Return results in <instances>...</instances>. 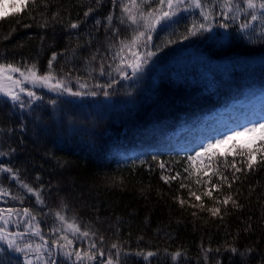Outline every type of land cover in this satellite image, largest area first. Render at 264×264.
Masks as SVG:
<instances>
[{
	"label": "trees",
	"instance_id": "1",
	"mask_svg": "<svg viewBox=\"0 0 264 264\" xmlns=\"http://www.w3.org/2000/svg\"><path fill=\"white\" fill-rule=\"evenodd\" d=\"M124 2L137 15L140 10L158 13V3ZM205 3L206 11L212 13L211 30L191 35L193 22L197 27L203 22L200 9L181 11L156 26L146 47L141 38L138 46L125 48L115 60L121 40H130L137 30L145 31L142 24H131L127 14L125 22H120L119 0L115 6L112 0L99 4L96 0H36L34 5L0 16V65L21 70L34 65L33 70L43 75L55 53L52 68L58 77L70 73L67 82L74 84L79 78L87 86L85 91L98 93L70 96L34 87L42 99L23 109L0 96V153H6L0 155V163L39 190L43 200L38 203L12 173L0 172L4 190L0 210L10 232L23 230L22 224L29 223L50 242L60 235L51 232L61 226L55 212L66 205L62 214L77 217L82 227L104 237L105 259L109 250L116 251L112 243L120 245L119 264H264V154L258 152L249 169L247 156L238 154L240 145L201 152V148L180 145L192 139L191 134H177L183 124L191 125L194 134L205 116L264 90V59L260 58L264 36L249 35L255 21L246 12L235 13L234 20L221 15L222 0L215 7L213 0ZM88 8L94 11L85 17ZM164 10H168L166 4ZM110 13L113 20L108 25ZM73 22L79 27L71 28ZM245 22H250L249 27L241 29ZM222 23L228 27H221ZM112 29H119V35ZM216 37L220 38L216 41ZM185 44L194 57L175 66L173 57ZM133 52L139 54L141 70L133 76L129 67L130 79H122L115 69L121 58L134 62ZM149 52L154 55L145 59ZM199 61L209 74L205 83L186 79ZM113 79L117 83L106 87ZM22 98L28 100L26 95ZM258 146L259 141L251 145ZM237 168L241 171L236 172ZM222 176L228 177L231 188L221 183ZM213 185H219V191ZM209 190L212 198L205 195ZM228 195L241 207L216 203ZM214 207L220 208V215H211L209 209ZM23 238V244L18 242L21 247L42 243L32 236ZM87 246V241L80 240L73 245ZM58 251L56 264H73L74 257L70 260ZM149 252L155 254L145 259ZM177 252L181 255L174 260ZM0 264H26L25 253L0 242Z\"/></svg>",
	"mask_w": 264,
	"mask_h": 264
},
{
	"label": "snow or ice",
	"instance_id": "2",
	"mask_svg": "<svg viewBox=\"0 0 264 264\" xmlns=\"http://www.w3.org/2000/svg\"><path fill=\"white\" fill-rule=\"evenodd\" d=\"M100 2L101 0H96L97 4H99ZM112 2L115 6L118 0H112ZM130 2L133 6H137V0H130ZM217 2H219V0H213L212 7H215ZM29 3L34 5L36 3V0H21L20 8H17V11H20L21 8H26ZM119 3L123 9L120 22H125L123 19V15L127 14V18L131 22V24L137 25L138 27L142 24L145 31L137 30V32L131 37L130 40H127V38L125 40H121L119 51L115 56H113V60H115L120 55V52L124 51L125 48L131 50L132 47L138 46L140 44L141 38H144L143 43L146 47L147 42L152 38L151 33L155 30L156 26L162 21L170 20L181 11L187 12L191 8L200 9V16L202 17L203 22L199 23L198 27L197 24L193 22L192 28L195 29V31L190 30L191 35H196L200 31H208L212 28V20L210 19L212 13L210 10L206 11L207 5L205 3V0H141V3L149 4V6L151 3H158L159 9L158 13L156 11H149L147 14H145L143 10H140L138 15L133 13V10L125 4L124 0H119ZM165 4L167 5V11L164 10ZM13 7H16V5H13ZM220 7L222 9L221 15L225 16L228 19H236L235 13L237 12H246L251 17V21H256L258 18L264 19V0H222V3H220ZM93 11L94 9L88 8V10L84 12V16L88 17ZM257 12L260 13L259 17L257 15ZM106 20L108 22V25L112 24L113 16L111 13L106 17ZM96 23L100 24V21L97 20ZM249 25L250 22H245L241 24L240 27L241 29H247ZM220 26L224 28L228 27L227 24L223 23ZM70 27L73 29L78 28L79 23L73 22L70 24ZM112 31L115 35H119V29H112ZM152 55H154V53H147L145 59ZM132 57L134 59V62L132 63H128L125 59L121 58L120 64H118L115 69L120 74L122 79H130L126 71V69L129 67L132 69L133 76H135L141 70L142 61L139 58V54L133 52ZM55 59L56 54L54 53L52 60ZM92 59H96L95 54H93ZM52 60H49L48 62L49 70L43 75H38L37 71L33 70L35 68L34 65L33 69L28 70L29 75H25V72L21 71L20 68L13 67V65L11 64L0 65V93H2L5 97H8L14 104L18 103L21 109L31 105L34 100L42 99V97L37 96L36 92L21 86L25 81L33 85L47 87L50 91L62 92L70 96H95L98 94L96 91H83V89L87 87L83 84L80 85V89L73 91L72 87L69 86V82H67V77L71 74L68 73L65 77H58L55 74V70L52 68ZM121 65H123V67H121ZM99 70L103 75L105 71L103 64L100 65ZM11 72H19L20 76L23 77V80L13 79L11 75H5V73ZM4 80L8 81L7 85L4 84ZM76 80L79 84V78H76ZM53 81L55 82L53 83ZM115 83H117V81L113 79L112 82L106 87L111 88ZM97 87L102 86L97 85ZM21 93H26V96L28 97L27 101L22 98ZM103 94L105 96L109 95L107 91H104ZM52 103L54 104L55 101H52ZM244 132L253 134V137L248 145L239 146L240 151L238 154L247 156V166L249 169H251L253 167L254 161L256 160V154L258 152L264 154V121L253 122L251 125L244 128ZM257 133H259L258 137L256 136ZM234 135H241V133L235 132L232 135H226L224 136L223 140L218 139L215 143L216 145H220L225 141H230L233 139ZM257 139L259 140V146L256 148H252L251 145L256 144ZM214 147L215 145L212 144H209L207 148L201 146V152L212 151ZM233 147L235 148L236 146L234 145ZM201 152H197L196 157H199L201 155ZM0 155H6V153H0ZM188 159L191 160L193 159V157L190 156L188 157ZM163 167L164 165L161 164V168ZM233 167L235 166L233 165ZM235 171L240 172L241 169L237 168L235 169ZM0 172L12 173V178L16 179L21 184L22 188L26 189L28 193L34 194L38 203H43L39 190L33 189L31 186L21 181L18 175L14 173L11 168H7L2 163H0ZM221 183H227L228 188L232 187L231 182H228L227 176L221 177ZM181 187H184V185L182 184ZM213 188L219 191V185H213ZM3 191L4 190L0 188V192ZM191 195L195 196V193H192ZM205 195L209 198H212V190L207 191ZM13 198L16 199V197ZM195 199L197 201H200L201 197L195 196ZM229 202H231L235 207H241L237 205L236 200H234L231 195L225 196L222 201H216L217 204L222 203L225 206H227ZM180 203L181 205H183L184 201L181 200ZM64 207H66V205L62 206V209L60 211L55 212V216L60 221L61 226L59 228L53 227L51 229V232L53 234L60 233V235L57 238L52 239L50 242L44 240V236L41 234L38 228L34 229L32 234L39 236L40 240L43 241V243L37 244L35 247H33L31 242L25 243L23 247L19 245V243L17 242V237L23 238L25 236V233H6L3 229H0V242H3V244H6L9 249H13L15 252L25 253L26 264H41V262L42 264H56V260L54 258H51L53 255V248L61 250L64 256L70 260L74 257L75 259L73 260V264H84L85 261L93 262L97 260L100 261V264H119L120 245L118 243H112L110 247L111 249H116V251L115 253H112L111 250H109L107 258L105 259V250L103 248L104 237H97V233L91 231V229H89L87 226L82 227L77 217L73 216L71 218H68L66 215L62 214V210ZM209 211L213 216L220 215L219 207L211 208L209 209ZM24 214L28 215L29 210L24 209ZM5 223H7V221H5ZM69 235H71V239L69 238ZM77 240L87 241V248L81 249L73 247ZM230 250L233 253L237 252V249L234 247H232ZM29 253H35V255L31 256L29 255ZM137 254L143 255V253ZM154 254L155 253L152 252L147 253L145 259ZM180 255L181 253L179 252L173 254V259H177Z\"/></svg>",
	"mask_w": 264,
	"mask_h": 264
},
{
	"label": "rangeland",
	"instance_id": "3",
	"mask_svg": "<svg viewBox=\"0 0 264 264\" xmlns=\"http://www.w3.org/2000/svg\"><path fill=\"white\" fill-rule=\"evenodd\" d=\"M13 5H16V7H13ZM20 5L21 0H0V16L17 10V8H20ZM253 26L255 30H252L249 35L257 36V34H259V37H261L263 32L264 36V28L262 29V31L258 30L260 27L264 26V19L258 18L253 24ZM219 38L220 37H216V41ZM186 47L187 44L178 49V51H180V54L173 57L172 63L175 64V66H177V64H185L189 62L188 60L194 57V53H187ZM260 58L264 59V56ZM198 65L199 66H197L192 71V73L189 72V74H186V79L192 81L193 83H205L209 79V74L204 70V62L199 61ZM21 71L25 72V75H29L28 70ZM5 75H11L13 79L23 80V77L20 76L19 72L5 73ZM3 82L5 85L8 84L7 80H4ZM54 82L55 81H53V83ZM71 85H75L76 88L80 89L81 83L78 84L77 82H74V84H72V82H69V86ZM21 86L31 89L32 91L34 90V87L40 88L38 90L44 88L40 85H33L31 83H28L27 81H25ZM83 90H87V87ZM23 95H26V93H21L22 97ZM0 96L2 98L9 99L8 97H5L2 93H0ZM258 121H264V91L256 92L242 99L232 101L229 105L222 107L220 110L216 111L212 115L205 116L201 120V122L197 124V129L195 130L194 134H192L190 128L191 125L189 124H183L177 130V134L182 135L188 133L191 134L190 136H192V139L190 140L180 141V145L182 146V148L198 149L201 148V146L212 144L215 145V147L218 148L220 151H227L231 147H233V145H248L253 137V134L245 133L244 128L251 125L253 122ZM235 132H239L241 133V135H234L232 140L225 141L220 145H216V140H223L224 136L232 135ZM258 135L259 133L256 134L257 137ZM257 141L259 140L257 139ZM1 195H3V192H0V201L2 200ZM4 215L5 214L0 217V228L5 231H9V226L5 223V218H3ZM22 225L23 230L33 232L34 228H32L29 223H24ZM17 242L23 244L25 242V239L17 237ZM51 258H53V255Z\"/></svg>",
	"mask_w": 264,
	"mask_h": 264
},
{
	"label": "water",
	"instance_id": "4",
	"mask_svg": "<svg viewBox=\"0 0 264 264\" xmlns=\"http://www.w3.org/2000/svg\"><path fill=\"white\" fill-rule=\"evenodd\" d=\"M1 216H3V213H2V212H0V217H1ZM17 232L25 233V235H27V236H33V237L37 238L38 240H40V237H39V236H36V235H34V234L30 233V232L17 230V231H15V232H13V233H17ZM44 240H45V239H44ZM40 241H41V240H40ZM45 241H47V240H45ZM42 242H43V241H42ZM53 250H54V259H55L56 262H57L58 255H59V253H58V249H57V248H53Z\"/></svg>",
	"mask_w": 264,
	"mask_h": 264
}]
</instances>
